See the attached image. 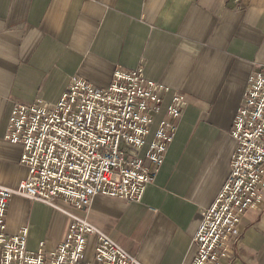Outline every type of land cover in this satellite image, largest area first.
<instances>
[{
    "label": "crops",
    "instance_id": "0c3cea01",
    "mask_svg": "<svg viewBox=\"0 0 264 264\" xmlns=\"http://www.w3.org/2000/svg\"><path fill=\"white\" fill-rule=\"evenodd\" d=\"M139 65L185 109L141 201L96 195L86 214L141 264H191L200 209L230 172L248 75L264 66V0H0V184L28 175L21 144L5 139L15 103L56 100L73 76L106 88L116 68ZM55 211L13 197L6 231L28 226L36 249L48 236L55 245L67 223ZM240 224L221 264H264V199Z\"/></svg>",
    "mask_w": 264,
    "mask_h": 264
},
{
    "label": "built area",
    "instance_id": "2783aa9c",
    "mask_svg": "<svg viewBox=\"0 0 264 264\" xmlns=\"http://www.w3.org/2000/svg\"><path fill=\"white\" fill-rule=\"evenodd\" d=\"M248 76L229 130L235 140L230 172L213 202L200 209L191 264L227 261L243 215L264 199V66ZM185 106L183 93L146 78L140 65L116 68L106 88L73 76L56 100L15 103L5 139L21 144L28 175L17 188L0 184V264H141L86 213L96 195L141 201ZM16 196L63 214L66 231L58 243L40 240L31 250L28 226L6 231L9 202ZM90 237L95 262L84 258Z\"/></svg>",
    "mask_w": 264,
    "mask_h": 264
},
{
    "label": "rangeland",
    "instance_id": "374dc122",
    "mask_svg": "<svg viewBox=\"0 0 264 264\" xmlns=\"http://www.w3.org/2000/svg\"><path fill=\"white\" fill-rule=\"evenodd\" d=\"M55 213L58 214V224H60V222L63 223L64 220H65V217L63 216V214H60L58 211H55ZM44 240H46L48 242V244L53 245L54 238H52V237L50 238L48 236V237L44 238ZM28 245H29L30 249H32V250H35L36 247H37L36 242L33 239H31V238L28 241ZM84 258H85L86 261L95 262V258H94V243H92V241H90V244L88 245V248H87V250L85 252V257Z\"/></svg>",
    "mask_w": 264,
    "mask_h": 264
}]
</instances>
